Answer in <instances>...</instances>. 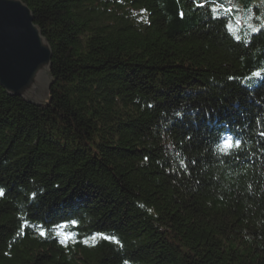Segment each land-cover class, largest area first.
I'll list each match as a JSON object with an SVG mask.
<instances>
[{
	"label": "trees",
	"instance_id": "obj_1",
	"mask_svg": "<svg viewBox=\"0 0 264 264\" xmlns=\"http://www.w3.org/2000/svg\"><path fill=\"white\" fill-rule=\"evenodd\" d=\"M22 1L52 79L0 86V264H264V0Z\"/></svg>",
	"mask_w": 264,
	"mask_h": 264
},
{
	"label": "water",
	"instance_id": "obj_2",
	"mask_svg": "<svg viewBox=\"0 0 264 264\" xmlns=\"http://www.w3.org/2000/svg\"><path fill=\"white\" fill-rule=\"evenodd\" d=\"M52 50L22 0H0V86L11 96L40 104L52 79Z\"/></svg>",
	"mask_w": 264,
	"mask_h": 264
},
{
	"label": "snow or ice",
	"instance_id": "obj_3",
	"mask_svg": "<svg viewBox=\"0 0 264 264\" xmlns=\"http://www.w3.org/2000/svg\"><path fill=\"white\" fill-rule=\"evenodd\" d=\"M202 6V5H201ZM213 11H215V9H213ZM252 76L255 78L253 83H255L256 81H264V69H260L256 72H254L252 74ZM249 88H251L253 85L252 84H248L247 85ZM261 136H264V132L260 133ZM218 139H220V137L218 136ZM223 147L224 151L222 152L223 155H229L232 153L233 148H239L240 146V141L236 140L235 143H233V138L231 136L228 137H224L222 140V145H218V147ZM4 195V190L0 189V196ZM26 225H21V227H25ZM39 229V234L41 236H45L47 234L45 228L43 226L37 225L36 226ZM53 228H55L56 231V235L60 236L63 238V242H68V241H72L74 239L73 234L70 231H65V229L69 228L68 224H55L52 226ZM71 227L75 228L77 227V222L76 221H72L71 222ZM97 235H100L101 238L103 239H107V240H111L114 241L116 243H119L118 241H115V238L113 237H108L105 236L104 234L98 233ZM125 264H128V261H125Z\"/></svg>",
	"mask_w": 264,
	"mask_h": 264
},
{
	"label": "rangeland",
	"instance_id": "obj_4",
	"mask_svg": "<svg viewBox=\"0 0 264 264\" xmlns=\"http://www.w3.org/2000/svg\"><path fill=\"white\" fill-rule=\"evenodd\" d=\"M237 20L240 22V20L237 18Z\"/></svg>",
	"mask_w": 264,
	"mask_h": 264
}]
</instances>
